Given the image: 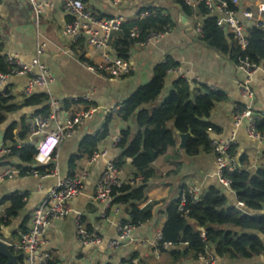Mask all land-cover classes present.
<instances>
[{
  "label": "crops",
  "instance_id": "obj_1",
  "mask_svg": "<svg viewBox=\"0 0 264 264\" xmlns=\"http://www.w3.org/2000/svg\"><path fill=\"white\" fill-rule=\"evenodd\" d=\"M36 1H45L48 5L38 15L22 0H0L3 57L16 56L21 62L30 64L37 57V48L44 44L38 60L51 77L45 88H35L28 97L23 95L28 84L27 77H10L1 87L15 110L4 115L0 124L4 135L8 129H12L13 141H3L0 158L6 155L5 149L13 145L20 147L28 144L27 126L36 114L53 115L57 125L62 127L78 112L91 108H97V112L91 120L79 126L70 139L60 142L50 162L33 158V164H25L17 157L0 159V169L7 166L19 171L32 168L40 174L33 177L21 173L0 183V215L11 206L7 199L19 197L23 203L22 209L9 218L0 238L9 244L18 242L20 235L29 227L33 211L57 181L76 176L83 180V189L69 203L71 214L53 222L47 230L44 249L50 253L51 261L48 264H209L207 259L200 261L191 256L177 259L171 256V252L182 253L183 246L162 251L157 258L153 254L152 244L164 226L166 209L183 190L197 188L199 200L211 190H220L226 197L227 206L236 207L235 194L221 187L212 149L187 157L184 150L178 149L176 137L175 147L150 164L146 199L136 207L141 210L150 205L151 218L134 228L131 244L115 250H110L108 245L116 238L115 226L127 220L128 208L119 206L118 211L109 209L104 213L102 205L93 198L95 186L108 162L123 163L118 173V179L123 184L134 182L132 187H135L143 180L141 175H136L131 161L125 159L116 147V139L120 138L121 132L128 131L133 138L142 131L136 127L133 117L123 120L120 111L139 87L151 81L154 69L165 61L176 64L177 69L167 74L161 94L148 108L159 106L173 84L181 78L188 83L194 95H203L207 91L221 93L224 100L217 103L208 117L203 119L212 127L208 133L210 142L232 140L234 158L241 171L253 174L264 169V138L261 142L250 138L246 132V121L239 125L233 121L234 113L246 106H250L254 115L264 120L262 68L249 78L248 88L254 96L248 100L240 92L245 76L229 55L205 47L195 33V27L202 25L204 20L196 7L188 8L191 14L187 15L176 0H122L118 6H114L111 0H80L96 18L115 17L125 23L144 18L147 10L152 9L164 16L169 15L173 22V28L157 42L130 47L126 60L131 67L129 76L103 81L90 74L83 65H98L104 57L117 58L111 38L105 50L88 46L84 38L75 46L64 34L72 15L62 9L59 0ZM262 3L264 0H239L236 16L243 26L249 24L242 18V12L254 13L255 18L260 19L257 10ZM225 33L228 36V31ZM65 49H70L73 55H64L62 51ZM39 98L45 100L39 105L24 106L27 100L38 102ZM50 103L55 105L54 112ZM103 131L105 137L98 143L96 152H105V157L89 164L86 155L80 156L79 146L85 138L100 135ZM42 175L48 177L42 178ZM261 215L264 216V210ZM76 216L80 217L88 234L99 238L97 245L86 247L78 243L74 227ZM207 252L215 260L213 264H249L242 260L215 259L211 246L207 247ZM250 264H264V254Z\"/></svg>",
  "mask_w": 264,
  "mask_h": 264
},
{
  "label": "trees",
  "instance_id": "obj_2",
  "mask_svg": "<svg viewBox=\"0 0 264 264\" xmlns=\"http://www.w3.org/2000/svg\"><path fill=\"white\" fill-rule=\"evenodd\" d=\"M176 1L185 14H191L190 8L184 5L183 0ZM197 11L204 17L200 41L205 47L228 54L235 64L238 63L239 57H246L250 63L264 70L263 29L251 26L247 30V46L241 51L236 47L232 36H227V33L219 29L214 17L207 13L203 5H198ZM147 12L144 18L122 23L119 30L112 34L111 45L118 59L127 60L130 47L145 42L150 34H166L173 28L169 15L164 16L152 9ZM132 31L138 33L136 39L130 37ZM2 49L0 36V73L5 72ZM175 69L177 65L169 61L157 66L151 81L139 87L120 111L123 120L133 117L136 127L142 130L133 138L128 131L121 132L116 147L125 159L131 161V167L137 171L136 175H141L143 180L135 187L123 184L111 191L114 198L112 203L128 208V218L121 222L134 228L140 227L151 218L150 205L141 210L136 207L146 199L147 171L150 164L168 149L175 147L176 133L190 134L183 151L185 156L194 157L201 151H209L211 142L208 133L212 127L203 122V119L208 117L217 103L224 100L221 93L214 91L194 95L188 83L181 78L173 84L172 90L159 106L148 108L161 94L168 72ZM44 100L39 98L38 102H35L34 99H29L24 106L39 105ZM9 103V96L0 94V124L4 115L15 110ZM136 111L138 112L135 113ZM255 132L264 138V120H255ZM104 137L105 131L100 135L85 138L79 146L80 156L92 157ZM3 141L13 142L12 129H8ZM5 150L8 153L0 159L17 157L25 164L34 162L36 151L32 145H13ZM230 154L234 157L233 147ZM122 165L120 161L115 163L118 169ZM222 176L230 181L229 190L235 194L236 207L227 206L226 197L220 190H211L198 202H193L186 196L182 212L178 211L179 199L173 201L166 209L160 243L186 244L182 253H170L174 258L191 256L197 260L199 255H204L208 246L213 248L214 257L219 260H242L250 264L253 259L264 254V216L261 215L264 210V169L253 174L239 170L232 174L223 173ZM7 200L11 206L5 211L4 226H7L9 218L23 207L19 197ZM238 204L242 206L239 207ZM0 264H5V260L0 258Z\"/></svg>",
  "mask_w": 264,
  "mask_h": 264
},
{
  "label": "built area",
  "instance_id": "obj_3",
  "mask_svg": "<svg viewBox=\"0 0 264 264\" xmlns=\"http://www.w3.org/2000/svg\"><path fill=\"white\" fill-rule=\"evenodd\" d=\"M31 8L33 12L38 15L48 5L45 1L37 2L36 0H22ZM184 5L188 8H193L198 5H203L204 9L209 15L214 17L216 25L224 32L228 31V35L232 36L233 41L238 49L244 51L247 46V30L251 26H255L264 30V3H262L257 10V15L260 19L255 18V14L251 12H242V18L248 22V26H243L236 16V7L239 0H183ZM61 7L64 11L72 15V21L64 28V34L71 39L75 46H78L80 41L85 39L88 46L95 49H108V43L112 34L119 30L120 25L123 23L120 18H107L101 19L94 17L89 12L85 5L80 0H59ZM114 6L122 3V0H111ZM227 30V31H226ZM195 33L201 37V25L195 27ZM165 34H150L145 42L137 45H149L155 43ZM132 39L138 37L136 31L130 34ZM45 45H40L36 50V58L30 63L25 64L21 62L16 56H5L4 65L5 72L0 73V94H6L1 91V87L7 82L10 77H27L28 84L24 89V97H28L35 88H45L51 81L48 70L40 63L38 56L42 53ZM64 55L72 56L73 52L70 49L62 51ZM86 70L96 76L97 78L105 81L107 79H117L129 76L131 74V67L126 60L118 58L109 59L104 57L103 61L98 65H83ZM236 67L244 74L245 82L240 85V92L242 96L248 100H252L253 93L248 88V81L252 74L260 70V66H256L248 61L246 57H239ZM171 70L168 73L175 72ZM264 83V70H261ZM7 95V94H6ZM86 100V99H85ZM50 108L54 112L55 105L50 103ZM97 112V108L87 109L75 114L69 121H66L64 126L57 125L56 119L53 115H34L28 123V136L27 143L34 144L36 147L37 155L45 159L51 160V156L56 147L62 140H67L72 137L76 129L86 121L92 119L93 115ZM258 119L254 115L250 106H246L242 111H238L233 115L235 125L241 124L246 121V132L250 138L261 142L263 137L255 132V120ZM119 139H116V143ZM233 143L232 140L222 143L212 141L210 147L215 155V162L217 165V177L224 189L230 187V181L224 178L223 173L232 174L239 171L235 158L230 154ZM5 154L8 151H4ZM105 152H96L89 158V164L95 163L98 159L104 158ZM120 169L115 166L114 162H108L96 183L93 198L96 202L100 203L103 207L104 213L111 209L118 211L119 205H114L111 191L113 188H120L123 183L118 179ZM38 177L39 172L36 169L27 168L24 171L16 170L12 167H3L0 169V183L13 178L19 174ZM42 178H47V175H42ZM134 182L128 185L134 186ZM83 189V180L80 177H72L62 181H57L46 195L44 201L33 211L28 229L20 235L18 242L7 244L14 254H23L21 259L22 264H48L51 261L50 253L44 249L47 244V230L55 221L67 218L71 214L69 202L79 196ZM186 196L190 197L193 202H198V189L190 188L180 192L179 208L178 211H183V205ZM241 207V204H238ZM5 212L0 215V233L4 226ZM75 236L78 243L82 246H94L99 243V238L87 233L84 225L80 222V217L76 216L75 222ZM116 238L108 245L110 250L123 247L133 242L132 232L134 227L127 223L120 222L115 226ZM1 235V234H0ZM204 234H202V237ZM160 234L156 236L155 243L152 244L153 254L159 257L162 251L177 246L170 243H160ZM208 260L209 264H213L215 260L207 252L205 248L204 255H199L197 260Z\"/></svg>",
  "mask_w": 264,
  "mask_h": 264
},
{
  "label": "water",
  "instance_id": "obj_4",
  "mask_svg": "<svg viewBox=\"0 0 264 264\" xmlns=\"http://www.w3.org/2000/svg\"><path fill=\"white\" fill-rule=\"evenodd\" d=\"M137 112L138 111H136L135 113ZM204 121L206 122V120ZM176 136L179 141L178 149L184 150L187 140L190 137V134L189 133H186V134L176 133ZM3 137H4V133L0 129V151L3 147ZM0 258L5 260V264H22L21 259L23 258V254H14L5 242L0 241Z\"/></svg>",
  "mask_w": 264,
  "mask_h": 264
},
{
  "label": "bare ground",
  "instance_id": "obj_5",
  "mask_svg": "<svg viewBox=\"0 0 264 264\" xmlns=\"http://www.w3.org/2000/svg\"><path fill=\"white\" fill-rule=\"evenodd\" d=\"M29 144V143H28ZM29 145H32L33 147H34V149H35V151H36V147H35V145L34 144H29ZM53 154H54V152H53ZM53 154H52V158H51V160L50 161H52V159H53ZM34 158H38V159H41V160H45V159H42V158H40L38 155H37V151H36V154H35V156H34ZM50 161H47V162H50ZM70 203V202H69ZM70 208V207H69ZM71 210V209H70ZM80 222H81V220H80Z\"/></svg>",
  "mask_w": 264,
  "mask_h": 264
},
{
  "label": "rangeland",
  "instance_id": "obj_6",
  "mask_svg": "<svg viewBox=\"0 0 264 264\" xmlns=\"http://www.w3.org/2000/svg\"><path fill=\"white\" fill-rule=\"evenodd\" d=\"M1 236V235H0Z\"/></svg>",
  "mask_w": 264,
  "mask_h": 264
}]
</instances>
